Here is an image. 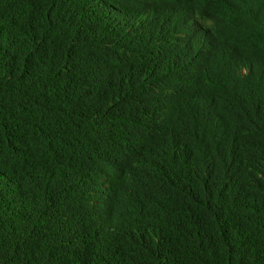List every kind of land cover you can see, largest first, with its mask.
<instances>
[{"label":"trees","instance_id":"trees-1","mask_svg":"<svg viewBox=\"0 0 264 264\" xmlns=\"http://www.w3.org/2000/svg\"><path fill=\"white\" fill-rule=\"evenodd\" d=\"M0 264H264V0H0Z\"/></svg>","mask_w":264,"mask_h":264}]
</instances>
